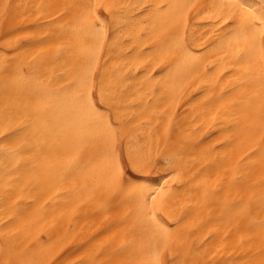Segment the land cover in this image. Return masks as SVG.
Instances as JSON below:
<instances>
[{
    "label": "snow or ice",
    "instance_id": "obj_1",
    "mask_svg": "<svg viewBox=\"0 0 264 264\" xmlns=\"http://www.w3.org/2000/svg\"><path fill=\"white\" fill-rule=\"evenodd\" d=\"M0 32V264H264V0H0Z\"/></svg>",
    "mask_w": 264,
    "mask_h": 264
},
{
    "label": "bare ground",
    "instance_id": "obj_2",
    "mask_svg": "<svg viewBox=\"0 0 264 264\" xmlns=\"http://www.w3.org/2000/svg\"><path fill=\"white\" fill-rule=\"evenodd\" d=\"M11 2L13 3H20V4H23V3H35V2H39V0H11ZM45 2H52V3H73L74 0H45ZM22 21V18L17 16L14 23H17V24H20ZM33 21L29 20L28 23H32ZM195 23H199V21H195ZM3 33L0 32V35H2ZM199 36V32H196L194 36H191L190 37V42L193 43V46H197L195 41H196V38ZM0 47H2V43H0ZM53 72L55 74H60L61 72V69L57 66L55 68H53L52 65H49V74H53ZM61 83H63V81H61ZM129 99H131V97H129ZM216 138H219L218 136L216 137H210L208 141H206V144H211L214 142V139ZM201 147H204V145H202ZM183 179V177L181 178H178L177 180L173 181L172 183L174 184V186H179L181 180ZM223 195V194H221ZM232 196H236V193L233 192L232 193ZM98 223L99 221H101L103 219V217H98ZM79 225H84V219L82 218L80 221H79ZM79 225H76V230L78 231L79 230ZM65 227H67V225H65ZM89 234H91V232H89Z\"/></svg>",
    "mask_w": 264,
    "mask_h": 264
}]
</instances>
